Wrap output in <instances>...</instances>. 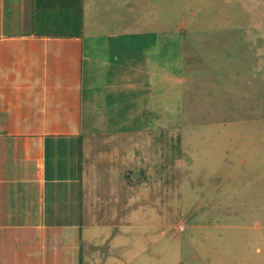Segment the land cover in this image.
Here are the masks:
<instances>
[{"label": "rangeland", "instance_id": "rangeland-1", "mask_svg": "<svg viewBox=\"0 0 264 264\" xmlns=\"http://www.w3.org/2000/svg\"><path fill=\"white\" fill-rule=\"evenodd\" d=\"M109 1L70 191L80 264H264V0Z\"/></svg>", "mask_w": 264, "mask_h": 264}, {"label": "crops", "instance_id": "crops-1", "mask_svg": "<svg viewBox=\"0 0 264 264\" xmlns=\"http://www.w3.org/2000/svg\"><path fill=\"white\" fill-rule=\"evenodd\" d=\"M90 3L0 0V264H80V207H73L80 204L70 191L82 180L81 102L85 90L93 95L103 88L95 82L107 63L109 41L95 36L94 28L103 27L93 18L111 6L109 0ZM85 35L91 41L85 43ZM82 61L95 79L87 88ZM69 147L74 170L57 162L58 151L68 157Z\"/></svg>", "mask_w": 264, "mask_h": 264}]
</instances>
